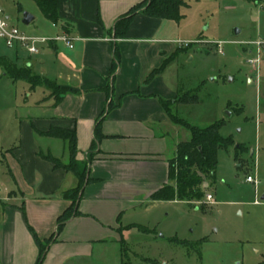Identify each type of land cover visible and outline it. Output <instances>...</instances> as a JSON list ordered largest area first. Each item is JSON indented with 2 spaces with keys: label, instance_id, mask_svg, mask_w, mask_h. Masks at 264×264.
Wrapping results in <instances>:
<instances>
[{
  "label": "crops",
  "instance_id": "crops-1",
  "mask_svg": "<svg viewBox=\"0 0 264 264\" xmlns=\"http://www.w3.org/2000/svg\"><path fill=\"white\" fill-rule=\"evenodd\" d=\"M142 1L60 0V21L50 20L59 32L47 36L66 33L73 47L62 39L40 43L39 71L33 68L32 56L27 58L35 73L67 92L57 101L45 91L26 136L18 146L5 150L11 184L0 199V264H38L40 241L48 240L41 264H88L97 244L121 239L118 218L123 211L172 182L169 160L176 154L167 156L168 138L171 129L180 130L181 125L171 120L163 101L182 96L173 72L186 41H192L179 32L173 35L172 22L179 20L141 12L133 16L125 35L116 36L117 20ZM182 1L181 14L189 6ZM183 103L174 102L171 107ZM98 123L102 137L89 163L93 180L84 187L81 214L59 230V217L70 205L64 191L78 180L73 172L54 167L41 155L47 144L52 145L48 138L55 137L39 135L36 129H75L77 158L83 161Z\"/></svg>",
  "mask_w": 264,
  "mask_h": 264
},
{
  "label": "rangeland",
  "instance_id": "rangeland-1",
  "mask_svg": "<svg viewBox=\"0 0 264 264\" xmlns=\"http://www.w3.org/2000/svg\"><path fill=\"white\" fill-rule=\"evenodd\" d=\"M186 1L189 6L183 8L181 20L172 22L173 35L179 32L192 42L185 44L173 73L180 94L196 100L173 110L202 127L224 121L220 134L234 141L218 151L215 181L204 182L213 201L206 196L193 202L140 199L122 212L121 239L97 244L88 264H264V54L258 71L247 61L257 55L258 47L247 42L264 41V0ZM0 7L29 34L59 32L35 0H0ZM25 12L35 17L30 24L23 22ZM3 55L24 67H30L27 58L32 56L33 68L39 71L40 53L17 52L0 38V199L11 184L6 148L18 146L26 136L45 91H64L13 79L5 74ZM178 127L168 138L169 157L176 154L177 142L190 138L188 129ZM48 139L52 145L43 152L68 162L64 140ZM249 175L253 182L247 181Z\"/></svg>",
  "mask_w": 264,
  "mask_h": 264
},
{
  "label": "trees",
  "instance_id": "trees-1",
  "mask_svg": "<svg viewBox=\"0 0 264 264\" xmlns=\"http://www.w3.org/2000/svg\"><path fill=\"white\" fill-rule=\"evenodd\" d=\"M253 2H261L263 0H249ZM44 16L54 23L60 21L59 4L60 0H35ZM184 5L182 0H144L133 6L130 11L120 17L115 23V35H125L129 29L131 20L138 12L155 16L164 19L180 20L182 18L181 7ZM2 62L5 65V74L10 75L13 79H24L29 81L32 85L47 84L51 87L61 88L64 91L59 95H55L57 101H60L66 94L67 88L59 86L56 82L51 81L45 77L34 72L31 67L19 66L15 59L11 60L8 56ZM11 60V61H10ZM15 64L12 66V64ZM115 62H118L117 52L115 54ZM1 63V62H0ZM164 66V65H163ZM155 69L151 72L147 79H151L155 74L163 68ZM193 97V98H192ZM196 100L195 96L185 93L179 98L172 100H165L163 104L168 112L171 120L190 132L188 140L181 141L177 145L176 155L169 160V177L171 183L163 185L161 188L151 194L152 201H200L206 196L204 190V182L206 180L212 183L216 179V171L218 167V151L220 148L228 149L233 144V137H224L220 134V128L224 121H216L206 127L194 125L184 118L179 117L171 107L174 102H189ZM37 134L45 135L64 140L66 148L69 152V161L62 162L60 158L54 157L50 154L41 152V155L54 163L56 168H64L67 171L73 172L77 177V185L64 191V196L70 201L69 207L59 217L58 229L72 217L80 215L79 202L82 198L84 187L93 179L89 174V163L95 158V150L98 141L102 135L100 132L99 123L95 127V139L92 148L88 151L87 158L83 161L77 158L78 154V140L75 129L63 128L53 126L47 131L36 129ZM120 220V215L119 218ZM51 240L40 241L41 253L38 264L44 260L47 248Z\"/></svg>",
  "mask_w": 264,
  "mask_h": 264
},
{
  "label": "built area",
  "instance_id": "built-area-1",
  "mask_svg": "<svg viewBox=\"0 0 264 264\" xmlns=\"http://www.w3.org/2000/svg\"><path fill=\"white\" fill-rule=\"evenodd\" d=\"M0 38L4 40L5 44L9 48H14L17 50H28L30 53H37L39 51L40 43H47L55 39L64 40L69 47H73V43L69 36L65 33L57 38H53L47 35H31L22 30L19 26L12 23L10 21L9 16L5 15V11L2 7H0ZM255 45H257V55L252 56L247 59L252 66L259 70L258 64L261 60V54H264V41L255 40L252 41ZM185 44H188L185 43ZM221 46V43H218ZM247 181H254V178L249 175L247 176ZM206 198L208 201H213V195L211 193H207Z\"/></svg>",
  "mask_w": 264,
  "mask_h": 264
},
{
  "label": "water",
  "instance_id": "water-1",
  "mask_svg": "<svg viewBox=\"0 0 264 264\" xmlns=\"http://www.w3.org/2000/svg\"><path fill=\"white\" fill-rule=\"evenodd\" d=\"M34 18H35L34 15H32L29 12H25L24 13V17H23V22L25 24H30L34 20ZM236 33H239V30L238 29L236 30Z\"/></svg>",
  "mask_w": 264,
  "mask_h": 264
}]
</instances>
